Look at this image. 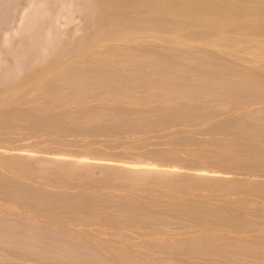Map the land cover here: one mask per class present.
Here are the masks:
<instances>
[{
    "label": "bare ground",
    "instance_id": "6f19581e",
    "mask_svg": "<svg viewBox=\"0 0 264 264\" xmlns=\"http://www.w3.org/2000/svg\"><path fill=\"white\" fill-rule=\"evenodd\" d=\"M51 2L0 41V264H264V0H75L61 48Z\"/></svg>",
    "mask_w": 264,
    "mask_h": 264
},
{
    "label": "rangeland",
    "instance_id": "374dc122",
    "mask_svg": "<svg viewBox=\"0 0 264 264\" xmlns=\"http://www.w3.org/2000/svg\"><path fill=\"white\" fill-rule=\"evenodd\" d=\"M55 2H51L52 3V5L54 4V7H52L53 8V11H54V8L55 9H57V10H55V11H57V12H53V13H56V15H54V14H52V15H54L53 17L50 15H46V13L44 14V13H41L40 14V16H44L43 18L45 19V20H43L42 19V17L40 18L39 16H38V18H40L41 19V21H44V22H48V23H50V21H52L51 22V24L53 25V28H51V30L53 29V30H55L56 31V33L54 34L55 35V43H57V44H54V45H56L58 48L60 47H62V45L64 46L65 44H67V42L68 43H70V41H73V40H75V39H78V38H80L81 36H83L87 31H86V28H87V30H88V27H86V26H83V24H82V22H84V21H82V18H81V16H80V12L78 13V11L76 10V9H74V1H73V4L71 3L69 6L65 3V5H67V6H61L60 4L63 2L62 0H54ZM58 2V4H57V2ZM65 1V0H64ZM66 2H69V1H66ZM18 4V9H17V11H16V13H15V17L11 20V22H6V23H9V24H7L6 25V23H5V27L3 28H1L0 29V41L2 42L1 43V52L2 51H4L5 53H3L4 55H6V54H8V53H6V52H8V49H9V54H11V49L13 48L12 46H16L15 44H17L18 43V41H19V37H21V35H23V33H21L20 34V28L22 27V24H24L25 23V19H26V17H25V15L27 16V14H28V10H27V8L29 7V5L32 3H34V0H18V2H17ZM48 3V2H47ZM50 3V2H49ZM76 3V2H75ZM31 4V5H32ZM57 4V5H56ZM49 5V4H48ZM58 6H59V8H58ZM60 6H61V8H60ZM46 7H47V4H46ZM64 7V8H63ZM62 8H63V10H62ZM66 9H68V10H66ZM27 10V11H26ZM64 10H66V11H64ZM76 10V11H75ZM67 11H71L70 13L69 12H67ZM26 12H27V14H26ZM69 13V14H68ZM43 14V15H42ZM51 14V13H50ZM65 14H68V15H65ZM46 16V17H45ZM47 16H49V17H51L53 20H51V18H49V17H47ZM65 16V17H64ZM46 18L48 19V21L46 20ZM66 18V19H65ZM81 18V19H80ZM40 19L38 20V22L40 21ZM50 20V21H49ZM40 21V22H41ZM85 25V24H84ZM8 28H7V27ZM83 29V30H82ZM50 30V31H51ZM54 31V32H55ZM52 32V31H51ZM88 32H89V30H88ZM19 34V35H18ZM80 34H81V36H80ZM68 40V41H67ZM15 41V42H14ZM66 41V42H65ZM13 42H14V44H13ZM63 43H65V44H63ZM3 45V46H2ZM11 45V46H10ZM59 45V46H58ZM10 47H12V48H10ZM3 48V49H2ZM7 50V51H6ZM0 52V53H1ZM1 53V54H2ZM0 54V57L2 58H5L4 56H2ZM6 55V58H8L10 55ZM42 55H44L43 53H42ZM8 56V57H7ZM13 55H11V57H12ZM11 57L9 58V59H11ZM0 58V59H1ZM12 58H14V56L12 57ZM38 62H39V59L37 60ZM36 61V62H37ZM36 62H34V63H36ZM0 65H2V66H0V68L1 67H4L3 65L4 64H1L0 63ZM0 70H4V68L2 69H0ZM1 71V72H2ZM6 72H8V69L6 70H4L2 73H0V77L3 75V74H5ZM19 74V73H18ZM16 76V75H15ZM263 123H264V120L262 121ZM22 137V138H21ZM20 138H19V136L17 137V138H19L21 141H22V143L24 144V143H27V142H25V141H30L29 143H28V145L27 144H25V146H29V148L28 147H26V149L27 150H29L30 149V145H31V142H33V140H32V138H30V137H25L26 139H24L23 138V136H21ZM29 138V140H27ZM31 139V140H30ZM16 140V143H14L15 145L16 144H19L20 146H22V147H20V148H24V146L21 144V142H20V140H18L19 141V143H18V141H17V139H15ZM14 140V141H15ZM13 141V142H14ZM24 141V142H23ZM13 142L11 143V144H9L8 146H12V147H15V145L13 144ZM19 145H16L17 147H19ZM7 146V145H6ZM25 149V148H24ZM25 149V150H26ZM36 148H31V151L32 152H28L27 150V152L26 153H28V155L30 156V157H32L30 154L32 153V155H33V151L35 150ZM24 150V151H25ZM15 151V150H14ZM23 151V150H22ZM30 153V154H29ZM35 154H37V158H39V159H36V161H35V158H34V156H35ZM38 154H39V157H38ZM46 156H45V155ZM48 153H43V154H41V153H39V152H34V156L32 157L33 158V160H34V166H35V163L36 162H38L37 160H39L40 161V159H41V161L40 162H38L37 163V167H40V168H45V167H48L49 166V164L47 163V161L45 160V158H47V156H50V155H47ZM40 155H41V157H40ZM44 155V156H43ZM129 156H127V158H128ZM131 157V156H130ZM134 157V156H133ZM136 157H134V158H129V159H127V160H130V161H133L132 159H135ZM41 165V166H40ZM35 166V167H36ZM29 232V231H28ZM25 234V233H24ZM28 234H30V233H28ZM33 234V233H32Z\"/></svg>",
    "mask_w": 264,
    "mask_h": 264
}]
</instances>
